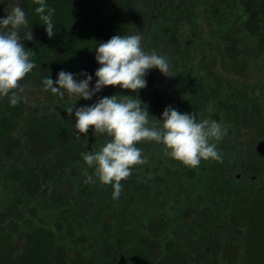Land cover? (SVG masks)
I'll list each match as a JSON object with an SVG mask.
<instances>
[{"label": "trees", "instance_id": "16d2710c", "mask_svg": "<svg viewBox=\"0 0 264 264\" xmlns=\"http://www.w3.org/2000/svg\"><path fill=\"white\" fill-rule=\"evenodd\" d=\"M19 1L29 21L27 29L23 31L32 29L33 33L32 41L22 39V43L26 50L32 52L31 60L35 64L34 69L23 80L42 86L44 78H52L56 81L59 72L63 70L74 74L78 82L86 78L79 75L81 72L92 75L93 80L90 88H94L97 80L95 72L100 67L95 59V48L98 43L106 42L114 35H132L141 18L140 0H45L46 9L55 10L52 22L56 34L53 38H49L46 26L35 11L39 7L35 0ZM208 3L210 16H214L216 13L217 18L220 10L232 8L228 0H211ZM240 3V8L237 7L236 11L232 12H239L248 27L250 24L258 22L264 12V0H242ZM105 4L110 6V10H104ZM45 14H47V10ZM218 19L214 20L215 23H218ZM262 29L260 35L264 41V24H262ZM24 35V33L21 34L22 37ZM246 61L247 57H245V63ZM147 77L150 81L153 80L150 71ZM115 89L114 87L112 92L111 89H108L109 94L116 95L114 94ZM46 92L52 97H60L58 94H53L51 90ZM201 98L204 101L207 100V91L205 94L201 93ZM233 102L232 110L236 107L235 111L240 108L243 109V113L261 111V104L254 96L247 98L244 93H240ZM235 102L238 104L236 105ZM151 104L155 108L161 107L162 96L158 93L152 96ZM235 114L236 112H234ZM212 117L214 120H218L219 115L214 113ZM244 118L243 116L242 120ZM75 122V117H70L63 108L42 115L36 112L25 115V104L22 99L13 107L8 97H0V181L4 183L0 191L2 194L0 201V264H219L218 258L224 256L225 245L231 244V239L234 240L235 235H238V228L243 226V215L236 211L238 205L251 200L252 209L256 211L264 209V188L263 191L260 189L261 183L264 182V172H260L254 179L259 182L256 187H259L256 196H253L250 186L243 193L241 189H234L229 211L221 210L222 217H218L216 213L219 211V206H213L214 216L211 222L207 225L203 222L197 223L194 230L201 233L199 241H192L186 235L179 237L177 232L184 227L178 224L176 217L169 215V218L166 219L167 225L163 229L167 228L166 233L169 235L177 233L175 236L179 239L171 237L167 243L163 244L162 240L150 237L148 234L150 207L135 209L142 214L136 215L137 211L134 210L136 208L134 205L139 202L138 198H129L128 194L121 192L118 199H113L114 189L111 185H103L97 178L94 179L95 183H85L87 177L85 173L88 171H85L84 175L79 178L81 180L79 186L74 187L75 181H73V184L72 182H60L46 187L47 189L43 187L46 181L52 180L54 176L60 181L65 180L68 177V172H73L71 171V162L83 158L82 153L91 152L92 142H97L99 139L90 133L93 129L89 130L87 136L78 135L74 127ZM258 129L264 134V123ZM100 136L105 141L109 139L106 134H100ZM215 143H217L220 154L225 155L228 145L222 141ZM24 149L31 158H47L50 166H45L44 162L42 167L30 165V161L24 159L21 168L7 170V167H4L2 163L3 157H10L11 160L18 150H22V153ZM231 149L233 154L239 152L238 149L232 147ZM149 155L150 153L146 156L150 158ZM232 156L234 159L235 155ZM242 164H244L243 158ZM250 165L247 163L249 171H255V167L252 166L253 169H251ZM141 170L139 165L133 167L130 177L122 180L121 183L128 187L130 180L140 177ZM3 173L5 174L3 175ZM225 185H229L228 180H225ZM48 189L51 191L47 195L49 197L47 199L44 194ZM18 191L21 195L18 194ZM220 194L221 190L217 189V205L220 203ZM230 194V192L226 194L229 200ZM23 195L22 202H18L17 199ZM92 195H94V211L89 215L84 212L79 214L82 217L81 222L87 221L90 228L84 227L83 234L76 240L78 248L75 250V258L72 254L70 255L67 245L61 240V237H65V233L58 216L52 218L55 220L53 225L51 223L31 224L23 214L19 212L13 214V210L17 209V206L27 203V200L33 201L42 196H44L43 202L47 200L43 207L50 211L68 212V208L75 211L76 206L84 205L85 199L88 200ZM33 205L31 203L27 208L35 214ZM17 216L19 219L16 220ZM110 216H114L111 222L101 220L103 217L110 218ZM90 220H93V223H90ZM2 222L5 224H1ZM100 224H102V230H99ZM68 225L70 227L68 234L74 236L76 233L71 229V224ZM123 228H126V234L121 239V246L123 245L121 249L125 245L128 247L117 262L114 257L112 259L109 255L110 250L114 248L113 245H110L109 248H106L105 244L96 247V242L101 238L107 243V234L117 229L120 231ZM225 231L227 233L223 236ZM185 233L186 231H184ZM214 240H217V250L212 249L215 245ZM241 240L239 239V242ZM86 243L89 245L88 249L80 250L82 247L80 244ZM249 243L254 249H258L262 245L261 238L256 235L250 237ZM148 244H151L153 248H150V251L149 248L146 249ZM183 248L186 250H180ZM94 250H96L95 252L101 251V254L96 255L97 260L93 257ZM165 250L167 251L164 253ZM170 250L174 252H168ZM259 264H264V257Z\"/></svg>", "mask_w": 264, "mask_h": 264}, {"label": "rangeland", "instance_id": "374dc122", "mask_svg": "<svg viewBox=\"0 0 264 264\" xmlns=\"http://www.w3.org/2000/svg\"><path fill=\"white\" fill-rule=\"evenodd\" d=\"M141 1L140 4L142 3L144 5V0ZM241 1L242 0H228L230 5H232L233 10L231 7L226 10H220L218 19L216 13V15L214 14V16H210L211 13L208 12L209 0H170V4H180L178 14L183 17V20H179L178 27L172 35L164 38V40L170 37L173 38V42L167 49H164L165 43H157L155 38L156 35L146 34L144 31H141L140 28H135L132 35L139 34L142 36V47L145 52L151 53L152 51H155L158 55L167 58L170 65V74L172 76L166 77L158 69L153 68L149 70L153 75V80L150 81L146 76L145 79L147 81V86L139 90L138 93L115 87L114 94L131 95L133 97L138 95L142 102L147 106L150 115H152L149 117L150 121H159L166 106H172L175 108L176 105L182 102V99L179 97H186L187 95L189 97L192 96L193 99L201 102L204 111L201 116H206L207 111H213L214 105L209 100L205 102L201 100L200 89L204 87L209 88L213 100L217 101L216 106L224 105L225 103L222 104V101H225L226 104H231L228 107L233 109V101L236 100L240 93H244L247 98H252V96L257 97L258 102L261 104L260 112L243 113V109L240 108L235 111V107L234 110L231 112L228 111L227 113V116L230 117V120L227 119L228 125L231 126L232 129L231 132L227 130L229 133H227V136L230 137L231 140H234V145L231 147L238 149L239 151L234 157L237 160L239 157L243 158L245 162L251 164L250 168L253 169L254 164H259V166L262 164L264 165V160L257 161L253 156L254 147L257 142L264 139V134L258 129L264 123V41L260 35L261 31H263V29L261 30V27L262 24H264V12H262L258 22L256 21L255 24H250L248 27L245 24L246 21L239 12H232L236 11L235 9L237 7L240 8ZM192 2L193 4H191ZM163 4L164 3L162 2L160 6ZM107 5L105 4L104 10H110V6ZM15 6L21 7L19 0H0V18H6L7 14L11 13ZM144 9H148L147 5ZM187 12L190 13L189 16L186 14ZM144 15L145 14L141 15L138 24H146V21H144ZM215 19L219 20V24L215 23ZM23 30L24 29H22V31ZM0 31H3V29H0ZM245 57H247L246 63ZM190 81H193L192 85L190 84ZM20 84L24 89L19 95L22 97V101L25 104V115L31 112H36L37 114L42 115L49 111H55L58 108L65 109V103L72 104L77 99L74 96L69 97L68 94L64 95L63 98L52 97L45 91L42 85L35 82L22 80ZM195 84L200 87L195 88ZM113 88L114 87L111 86L103 88L102 91L93 96L91 100H84L83 98L79 99L76 102L72 117H75L76 108L91 106L103 97L112 96L109 94L108 89H111L110 91L112 92ZM191 89L193 91H191ZM195 90L197 91L196 93ZM157 93L162 96V104L160 105H163L162 107H164V109L162 107L155 108V106L152 105L153 102L151 104V97L155 96ZM170 94H173L174 96L169 100ZM235 104L237 105L238 103L235 102ZM225 110L226 109L221 110V113H224ZM234 112H236L235 115ZM243 116L245 118L242 120ZM218 123L223 127L225 126V121L223 119ZM90 133L99 137L97 142H92L91 152L97 151L106 141L100 136V134H93L94 130L90 131ZM136 146L142 149L143 157L148 155V153L156 155V157L164 153V146L155 142H141ZM21 151L22 150H18L16 152L17 154L12 157L13 159L11 160L10 157H3L2 163L4 167H7V170L21 168L24 159L29 160L30 165L42 167L45 163V166H50V163L47 162V158H31L25 149L22 153ZM71 166V171L73 172H68V177L65 180L60 181L59 178L54 176L52 180L48 179L43 187L46 188L48 186H53L54 183L58 184L60 182H72L73 184V181H75L74 187L79 186L81 181L79 178L82 177L81 175H84L85 171H88V175L94 174V169L89 168L83 158L71 162ZM143 166L144 165H140L141 169H143ZM145 168V170L150 169L148 163H146ZM231 170L232 171L229 172V175L233 178L235 177V173L240 172V170L243 171L241 166L238 165V162L236 165L231 166ZM4 174L5 173H3V175ZM249 176V173H244L240 180L243 181L245 178H249ZM94 178L96 177L93 175V179ZM3 184L4 183L0 181V191L1 188H3ZM204 187L205 180L203 179L198 180L194 186V188H197V191H203ZM263 188L264 182L261 183L260 189L263 191ZM258 189L259 187H252L250 191L253 196H256ZM50 191L51 190L48 189L44 194L47 199L49 198L47 195ZM18 194L21 195L20 191H18ZM1 198L2 194L0 193V201ZM23 198L24 195L19 197V199H17L18 202H22ZM38 198L39 197L33 201L25 200L27 203H22V205L17 206V209L13 210V214L15 212L23 214L27 220H30L31 224L51 223L53 225L55 224V220H52V218L58 216L63 224L65 233V237H61V240L67 245L66 247L70 255L72 254L73 258H75V250L78 248L76 240H78L81 234H83L84 227H86V229L90 228V224H88L87 221H85V223L81 222L82 217L79 214L84 212L89 215L94 211V195L88 200L85 199L84 205L80 204L81 207H78L79 205L76 206L75 211L68 208V212L50 211L43 207V204L47 201H42L44 196ZM31 203L34 204V210L36 211L35 214L27 208ZM138 205L139 202L136 203L134 207H137ZM251 205V200H247L244 204L238 205L236 208V211L243 215V226L238 228V235H235L234 240L231 239V244H226L227 246L225 245L226 249L224 251L225 254H223L224 256L218 258L219 264H259L262 262L264 257V209L256 211L252 209ZM23 211H25V213H22ZM17 219H19L18 216L16 220ZM101 220L111 222V218L109 217H103ZM91 222L93 223V220H90V223ZM1 224H5V222H2ZM68 224H71V229L76 233H73L74 236L68 234L70 231ZM99 230H102V224L99 225ZM253 235L261 238L262 245L258 249L252 248L249 243V239ZM118 238L121 240L122 236H119ZM107 239V243L114 244L115 238L110 240L108 237ZM239 239H242L241 242H239ZM102 240L103 239L101 238L98 239L96 247L104 244L107 246V243ZM213 242L215 245L212 249L217 250V240H214ZM80 245L82 246L81 249L79 247L80 250H86L89 247L88 243ZM117 248L120 249V247ZM180 250L185 251L186 248ZM95 251L96 250L93 251V257L97 260L98 258L96 255H99V253L101 254V251ZM114 254L115 250L109 252V255H111L110 258H112V255Z\"/></svg>", "mask_w": 264, "mask_h": 264}, {"label": "clouds", "instance_id": "9594fccd", "mask_svg": "<svg viewBox=\"0 0 264 264\" xmlns=\"http://www.w3.org/2000/svg\"><path fill=\"white\" fill-rule=\"evenodd\" d=\"M35 9L46 26L49 38L55 36L52 15L54 9H46L45 0H35ZM47 10V14L46 13ZM28 19L21 7L15 6L6 18H0V97H8L11 106H16L24 89L20 82L35 67L31 60L32 52L26 50L23 40L32 41V29H27ZM21 33L25 35L22 37ZM95 59L100 67L95 72L97 78L94 88H90L92 75L81 72L86 77L77 81L74 74L60 71L58 79L44 78L45 91L64 97H76L65 110L71 117L76 102L83 98L91 100L105 87H120L138 93L147 86L145 77L149 70L158 69L164 76L171 77L170 65L166 57L155 51L147 53L142 47V36L114 35L106 42H99L95 48ZM64 90V91H62ZM147 106L137 95H112L99 99L91 106L75 109V129L87 136L106 134L109 138L99 150L82 153L94 176L103 185L114 189L113 199H118L122 191L121 181L131 175V169L147 163L142 149L136 145L141 142H155L164 146L166 156L181 162L189 168H196L201 161H220L217 143L227 135V130L214 120L198 121L196 114L181 113L172 106L165 108L159 121L151 120ZM215 141V142H214ZM85 183H95L93 175H88Z\"/></svg>", "mask_w": 264, "mask_h": 264}, {"label": "flooded vegetation", "instance_id": "af4514ba", "mask_svg": "<svg viewBox=\"0 0 264 264\" xmlns=\"http://www.w3.org/2000/svg\"><path fill=\"white\" fill-rule=\"evenodd\" d=\"M162 2L164 4L160 6ZM191 4H193V2ZM146 5L148 9H144ZM179 8L180 4H170V0H144V5L139 3V9L141 15L145 14V19H143L146 21V24H138L137 28H140L141 31H144L146 34L156 35L155 38L157 43H165L164 49H167L173 42V38L170 37L166 40H164V38L166 36L172 35V33L175 32L178 27L179 20H183V17L178 14ZM186 14L189 16L190 13L187 12ZM192 83L193 81H190L191 85ZM197 87L200 86L195 84V88ZM200 90H203L200 91V97L201 93L205 94V91H207V100L205 101L209 100L212 102L214 105L213 111H207L206 116H201V114L204 113L203 105L199 100H195L192 96L189 97L188 95L186 97H179L177 95L182 99V102L176 105L175 109L181 113L196 114L198 121L203 119L214 120L212 115L217 113L219 118L218 120L214 121L219 122L223 119L225 121L224 128L231 132V126L228 125V120H230V117L227 116V113L228 111L231 112L232 108L228 107L229 105L226 104L225 101H222V104L225 103L224 105H217L219 106L217 107V101L213 100V96L211 95L212 93L210 92L209 88L204 87ZM191 91L193 90L191 89ZM196 92L197 91L195 90V93ZM173 96V94H170L169 100L173 98ZM202 101L205 102L204 100ZM162 106L163 105H161V107ZM162 108L164 109V107ZM220 109L226 110L224 113H221ZM220 141L224 142L225 145H228L227 153L225 155L223 153L221 154L222 159L220 161H213L211 159L208 161L202 160L198 167L189 168L183 165L181 162L166 156L165 153L157 157L150 154V158L145 156L150 169L145 170V163L143 166L144 170L142 169L140 171V177H135L134 179L130 180V185L128 187L127 185L121 183L122 193L128 194L127 196H129V198L135 197L139 199V207L134 208V210L141 207H150L148 219V226L150 225V229L148 228V234L150 237L162 240V243L165 244L171 237L177 239L178 237L175 235L178 233L179 237H185L186 235L187 238H190L192 241H199L201 233L198 231L195 232L194 229L197 226V223L203 222L205 225H207L209 222H211L214 216L213 206H219V211L216 214L218 217H222L221 210L224 209L229 211L230 209L233 199L232 192L234 189H241L243 193L248 186H258L259 182L254 181V179L257 177L258 173L264 172V165L262 164L259 166V164H254L253 166L255 167V171L250 172L247 168V162L244 161V164H242L241 157H239L238 160L236 158L233 159L232 155H236L233 154L234 152L231 149V146L234 145V140H231L230 137L226 135ZM253 156L257 159V161L264 160V158L256 152L255 147ZM152 157L154 158L152 159ZM237 162L243 171L240 170V172L235 173L234 179L229 175V172L232 171L231 166L236 165ZM244 173H249L250 176L249 178H245V180L241 181L240 179ZM215 176L217 177L215 178ZM203 178H205V187L203 191H197V188H194V186L198 180H202ZM225 180L229 181L228 186L225 185ZM217 189L221 190L220 203L218 205V200L216 197ZM228 192L231 193L230 200L226 197ZM138 214L142 215L140 211L136 212V215ZM169 215L176 217L178 224H181L184 227V229L179 230L174 235L167 234V228L165 230L163 229V227L167 225L166 219L169 218ZM110 218L113 219L114 216H110ZM155 229L156 231H153ZM125 230L126 228H123L120 231L117 229L116 231L106 235V237H109L110 240L115 238L114 244L107 243L106 248H109L110 245L114 246L110 252L115 250V254L112 256L117 260V262L121 258L125 249L128 247L125 245L121 249L122 241L118 238L119 236H125ZM226 230L228 231V229ZM184 231H186L185 234ZM227 231L223 233V236L226 235ZM154 232L155 234H153ZM151 246V244H148L146 249L149 248L148 250L150 251V248L153 249ZM117 247H120V249ZM117 250L119 251L116 252ZM166 251L167 250H165L164 253ZM168 252L172 253L174 251L170 250Z\"/></svg>", "mask_w": 264, "mask_h": 264}, {"label": "water", "instance_id": "95a60500", "mask_svg": "<svg viewBox=\"0 0 264 264\" xmlns=\"http://www.w3.org/2000/svg\"><path fill=\"white\" fill-rule=\"evenodd\" d=\"M255 150L261 157L264 158V139L257 142Z\"/></svg>", "mask_w": 264, "mask_h": 264}]
</instances>
